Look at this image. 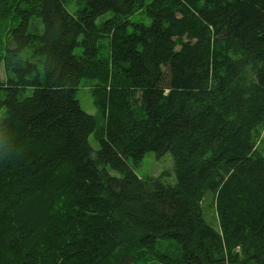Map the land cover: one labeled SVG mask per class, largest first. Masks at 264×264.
Masks as SVG:
<instances>
[{"label":"trees","instance_id":"obj_1","mask_svg":"<svg viewBox=\"0 0 264 264\" xmlns=\"http://www.w3.org/2000/svg\"><path fill=\"white\" fill-rule=\"evenodd\" d=\"M78 1L0 0V264H264V0Z\"/></svg>","mask_w":264,"mask_h":264},{"label":"rangeland","instance_id":"obj_2","mask_svg":"<svg viewBox=\"0 0 264 264\" xmlns=\"http://www.w3.org/2000/svg\"><path fill=\"white\" fill-rule=\"evenodd\" d=\"M147 2L149 0H146ZM64 4L66 9L70 13H75V11L84 6V2H79L78 0H64ZM113 13L111 11H106L100 16H98L95 20V24L100 26L106 19H109ZM129 23L127 24L128 31L132 30L131 23L139 22L145 25L149 24V18L146 16L144 11H136L128 17ZM80 40V37H79ZM82 51L81 46H75L73 49V53L75 55H80ZM29 50L22 52L21 55L27 56L30 58ZM1 65H0V75L1 74ZM96 85V80L93 78H81L77 89L75 90V97L78 100L81 108L88 113L94 114L96 111V107L93 103V95H92V88ZM31 90L28 89L27 94H30ZM89 143L94 148H98V142L94 138L93 134L89 135ZM256 151L258 154L264 157V136L258 140L256 144ZM109 172L113 175H119L117 172L109 169ZM135 172L139 175L146 176V175H158L162 174L165 177L164 179L161 178V181L164 183H168L167 181H172V175L174 178V172L172 169V159L169 153L164 154L161 157H155L153 152H148L143 157L140 165L135 169ZM175 179L172 183H174ZM210 195H206L203 201L204 205V213L208 222L212 225L216 226L215 215L213 206L211 205Z\"/></svg>","mask_w":264,"mask_h":264},{"label":"bare ground","instance_id":"obj_3","mask_svg":"<svg viewBox=\"0 0 264 264\" xmlns=\"http://www.w3.org/2000/svg\"><path fill=\"white\" fill-rule=\"evenodd\" d=\"M3 35V34H2Z\"/></svg>","mask_w":264,"mask_h":264}]
</instances>
